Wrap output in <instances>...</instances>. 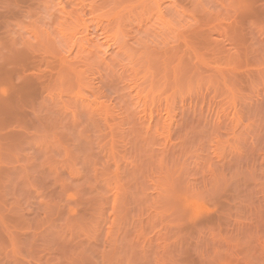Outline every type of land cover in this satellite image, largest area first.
<instances>
[{
	"label": "rangeland",
	"instance_id": "1",
	"mask_svg": "<svg viewBox=\"0 0 264 264\" xmlns=\"http://www.w3.org/2000/svg\"><path fill=\"white\" fill-rule=\"evenodd\" d=\"M0 264H264V0H0Z\"/></svg>",
	"mask_w": 264,
	"mask_h": 264
}]
</instances>
